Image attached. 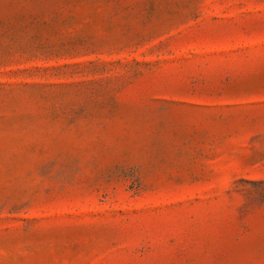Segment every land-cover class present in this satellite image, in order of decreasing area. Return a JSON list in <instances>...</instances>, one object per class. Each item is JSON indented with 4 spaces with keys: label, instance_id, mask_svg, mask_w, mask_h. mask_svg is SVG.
I'll return each mask as SVG.
<instances>
[{
    "label": "rangeland",
    "instance_id": "374dc122",
    "mask_svg": "<svg viewBox=\"0 0 264 264\" xmlns=\"http://www.w3.org/2000/svg\"><path fill=\"white\" fill-rule=\"evenodd\" d=\"M0 264H264V0H0Z\"/></svg>",
    "mask_w": 264,
    "mask_h": 264
}]
</instances>
